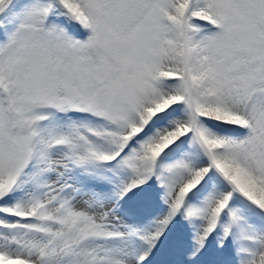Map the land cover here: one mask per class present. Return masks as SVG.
<instances>
[{
	"label": "snow or ice",
	"instance_id": "snow-or-ice-1",
	"mask_svg": "<svg viewBox=\"0 0 264 264\" xmlns=\"http://www.w3.org/2000/svg\"><path fill=\"white\" fill-rule=\"evenodd\" d=\"M0 264H264V0H0Z\"/></svg>",
	"mask_w": 264,
	"mask_h": 264
}]
</instances>
